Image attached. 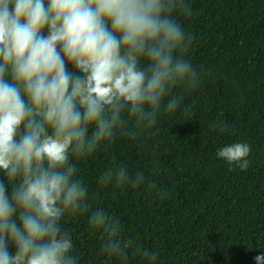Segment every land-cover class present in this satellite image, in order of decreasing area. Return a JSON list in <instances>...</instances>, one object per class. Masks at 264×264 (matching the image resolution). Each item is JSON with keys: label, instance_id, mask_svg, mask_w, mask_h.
I'll return each instance as SVG.
<instances>
[{"label": "clouds", "instance_id": "1", "mask_svg": "<svg viewBox=\"0 0 264 264\" xmlns=\"http://www.w3.org/2000/svg\"><path fill=\"white\" fill-rule=\"evenodd\" d=\"M189 12L186 0H0V264H78L63 225L84 215L102 254L127 264L134 241L93 206L78 161L135 140L161 110L181 108L175 89L199 87L186 58L193 37L178 19ZM250 152L237 142L216 156L246 171ZM97 183L157 187L115 157ZM135 253L158 260L140 245ZM254 259L264 264V253Z\"/></svg>", "mask_w": 264, "mask_h": 264}, {"label": "trees", "instance_id": "2", "mask_svg": "<svg viewBox=\"0 0 264 264\" xmlns=\"http://www.w3.org/2000/svg\"><path fill=\"white\" fill-rule=\"evenodd\" d=\"M186 3L190 12L178 19L193 37L186 58L199 70V87L175 89L180 109L161 110L135 140L119 138L78 161L79 175L93 206L107 208L134 241L127 264H149L135 245L158 253L156 264H256L264 253V0ZM237 142L251 146L246 171L216 156ZM113 157L157 187L102 188L97 177ZM63 226L78 264H122L102 254L103 236L89 233L87 215Z\"/></svg>", "mask_w": 264, "mask_h": 264}]
</instances>
